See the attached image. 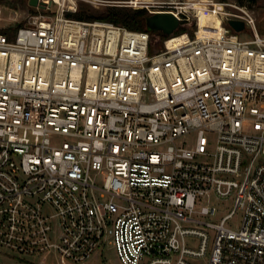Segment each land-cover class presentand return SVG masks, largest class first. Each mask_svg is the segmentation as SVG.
<instances>
[{"label":"built area","instance_id":"1","mask_svg":"<svg viewBox=\"0 0 264 264\" xmlns=\"http://www.w3.org/2000/svg\"><path fill=\"white\" fill-rule=\"evenodd\" d=\"M127 6L195 27L168 36L68 17L62 4L0 30V254L86 264L110 241L119 264H264L254 12L214 0Z\"/></svg>","mask_w":264,"mask_h":264},{"label":"rangeland","instance_id":"2","mask_svg":"<svg viewBox=\"0 0 264 264\" xmlns=\"http://www.w3.org/2000/svg\"><path fill=\"white\" fill-rule=\"evenodd\" d=\"M42 1V0H41ZM154 2L159 1H170V0H153ZM214 1H227L230 3L242 4L241 0H214ZM129 0H61L57 2L55 0H49L44 6L32 5L30 0H0V30L10 31V28L15 27V25L20 23H26L32 15L36 14H51L56 12L57 9L65 4L66 7L70 8L69 11H87L96 12L105 9L109 5H121L127 6ZM253 12L257 20L259 31L264 35V0H256L254 2L246 1L244 2ZM132 8H137L135 6H128ZM202 13V12H201ZM205 14H207L205 12ZM204 21L205 18H203ZM208 25V24H207ZM187 30L193 31L195 27V20L191 18L186 26ZM212 27H216L213 25ZM232 32L241 38H248L250 34L247 31L239 34L232 29ZM162 37L160 35H155L153 37V43L155 47H161ZM219 206L221 209L226 205L232 207V203L226 199H221ZM119 257L113 242L108 241L105 246H102L95 255L89 259L86 264H119ZM0 264H59L55 257L51 254H40L38 256L31 257H12L6 254H0Z\"/></svg>","mask_w":264,"mask_h":264},{"label":"trees","instance_id":"3","mask_svg":"<svg viewBox=\"0 0 264 264\" xmlns=\"http://www.w3.org/2000/svg\"><path fill=\"white\" fill-rule=\"evenodd\" d=\"M247 0H241L242 4ZM250 2H254L256 0H248ZM68 17L81 19V20H104L113 22L116 24H121L126 27L136 29V30H145L147 29L146 18L149 15L148 10L146 8H132L128 6L121 5H109L103 10H99L96 12H87V11H68L66 13ZM23 25V23L15 25V27H11V29H16ZM186 31V28L181 26L175 32L176 35L181 34ZM162 38H166V35H161Z\"/></svg>","mask_w":264,"mask_h":264},{"label":"water","instance_id":"4","mask_svg":"<svg viewBox=\"0 0 264 264\" xmlns=\"http://www.w3.org/2000/svg\"><path fill=\"white\" fill-rule=\"evenodd\" d=\"M30 3L44 6L46 1L30 0ZM146 22L148 30L152 32L162 31L168 36L173 35L180 26L179 18L172 11L152 13L147 16ZM229 24L238 32L245 28V23L242 20L230 19Z\"/></svg>","mask_w":264,"mask_h":264},{"label":"bare ground","instance_id":"5","mask_svg":"<svg viewBox=\"0 0 264 264\" xmlns=\"http://www.w3.org/2000/svg\"><path fill=\"white\" fill-rule=\"evenodd\" d=\"M46 1H49V0H46ZM57 2H61V0H55ZM73 1V0H72ZM136 2H139L140 0H135ZM203 24H204V29L205 30H210V31H216L217 28L216 27H211L209 29V26L207 25L206 21L202 20ZM182 40V37H175L173 38L171 41H169V44H173V43H176L178 41Z\"/></svg>","mask_w":264,"mask_h":264}]
</instances>
